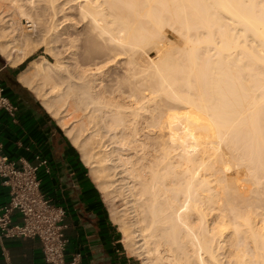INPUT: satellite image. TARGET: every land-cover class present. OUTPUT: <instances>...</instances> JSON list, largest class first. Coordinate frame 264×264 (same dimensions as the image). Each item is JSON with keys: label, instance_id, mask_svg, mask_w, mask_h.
I'll list each match as a JSON object with an SVG mask.
<instances>
[{"label": "bare ground", "instance_id": "1", "mask_svg": "<svg viewBox=\"0 0 264 264\" xmlns=\"http://www.w3.org/2000/svg\"><path fill=\"white\" fill-rule=\"evenodd\" d=\"M74 1L0 0L38 29L0 8V54L18 67L54 35L53 61L18 80L79 151L124 247L143 264H264V0H76L89 62L57 23Z\"/></svg>", "mask_w": 264, "mask_h": 264}, {"label": "crops", "instance_id": "2", "mask_svg": "<svg viewBox=\"0 0 264 264\" xmlns=\"http://www.w3.org/2000/svg\"><path fill=\"white\" fill-rule=\"evenodd\" d=\"M1 57L0 77L6 94L19 106L17 120L0 111L3 152L12 159L25 157L33 163L37 154L49 160L51 172L47 173L44 167L39 171L41 188L55 204L66 209L68 255L81 252L84 264H136L122 250L119 233L107 216L102 196L81 156L41 108L38 98L23 88L26 86L18 80L22 70L18 73ZM12 76L22 86L13 82ZM9 200L10 189L0 177V207ZM13 219L21 222L19 212H14ZM3 245L12 264H48L39 238H7ZM3 245L0 242V264H8Z\"/></svg>", "mask_w": 264, "mask_h": 264}, {"label": "built area", "instance_id": "3", "mask_svg": "<svg viewBox=\"0 0 264 264\" xmlns=\"http://www.w3.org/2000/svg\"><path fill=\"white\" fill-rule=\"evenodd\" d=\"M1 110L17 120L18 104L8 97L0 80ZM35 159L36 163L25 157L12 159L0 143V177L10 189V200L0 207V242L3 245L5 239L16 237L39 238L48 264H84L81 252L67 253L70 239L66 233V209L42 191L39 171L44 167L47 173L51 172L49 160L40 154ZM15 211L21 215V222L14 221ZM3 251L8 264H12L4 245Z\"/></svg>", "mask_w": 264, "mask_h": 264}, {"label": "rangeland", "instance_id": "4", "mask_svg": "<svg viewBox=\"0 0 264 264\" xmlns=\"http://www.w3.org/2000/svg\"><path fill=\"white\" fill-rule=\"evenodd\" d=\"M75 3L77 2L76 0L74 1ZM78 2H79V0H78ZM78 2L75 4V5H73L74 3H72V6H73V8L74 9H70V10H68V12H67V17L69 18L70 17V19H72L71 17H77V18H73L72 20H69V21H64V18L62 17H60V19H58V20H60L59 22H57V23H62V24H60V25H62V26H60L59 24H57V25H59L58 27H60L59 28V30L60 31H63L64 30V27L65 26H68V25H72L67 31H66V37L67 38H71V39H74L75 40V45L76 44H79V45H77V52H78V54L80 55V56H82L81 57V60H83V57H85V60H84V62H89V61H91V60H96V58L97 57H99L98 56V53L97 52H95L94 50H90V48H88L87 49V45H86V33H87V29H86V25H85V23L80 19V17L78 16V12L77 11H75L77 8H75L74 6H76L77 4H78ZM3 4V5H2ZM4 4H6V5H9V3L8 2H6V3H1V5H0V8H1V10H2V7H3V9H5V10H7L9 7H11V6H7L6 7V5H4ZM5 6V7H4ZM76 7H78V6H76ZM13 9V10H12ZM8 11L13 15L12 17L15 19V20H17V18H18V22L19 23H21V22H23L25 25H30L31 23L29 22H25V20H22L21 18H20V16L18 15V12L16 11V9L15 8H13V7H11L10 9H8ZM71 11V12H70ZM15 12V13H14ZM73 12V13H72ZM69 13H71V14H69ZM75 13V14H74ZM69 15V16H68ZM77 15V16H76ZM60 16V15H59ZM62 19V20H61ZM81 20V21H80ZM16 21V22H17ZM62 21V22H61ZM64 21V22H63ZM82 22V23H81ZM63 23L65 24V26L63 25ZM75 23V24H74ZM78 23V24H77ZM81 24V26H78V25H80ZM35 25V27H34V25ZM74 24V25H73ZM32 26H33V29L36 31V30H38V29H36L37 27H36V23H32L31 24ZM30 25V26H31ZM77 26V27H76ZM58 27H57V29H58ZM79 27V28H78ZM75 30H74V29ZM73 29V30H72ZM72 30V31H71ZM58 31V30H57ZM60 31H58V32H60ZM75 31V32H74ZM71 34V35H70ZM36 36H37V34H36ZM36 36H34V37H32L30 40H29V42H30V47H32L31 49H30V47L28 48V49H30V50H34L35 52L31 55V56H29L28 57V61L22 66V64L20 65V66H18V67H15V69L17 70V72L19 73L22 69L24 70L28 65H29V63L31 62V61H33V60H35V59H39V58H41V57H45V62H48V61H50V62H52L53 61V59H52V54H47V52H46V48L48 47V43H50V41H51V43H53L52 45L54 46L55 44H54V42H52V40L54 39V35L53 36H51L50 38L49 37H47V36H41V35H38L37 37ZM45 37H46V39H45ZM173 38L175 39V40H177V35H176V33H173ZM47 39H48V41H47ZM50 40V41H49ZM70 42H68V39H67V41L66 42H64V44H69ZM32 44V45H31ZM61 44H63L62 42L60 43V45ZM28 45V46H29ZM39 45V46H38ZM47 45V46H46ZM51 45V46H52ZM45 46H46V48H45ZM88 47H89V45H88ZM79 50V51H78ZM18 52H16L15 53V55L17 54ZM49 55H51V57L49 56ZM87 55V56H86ZM151 55H154V52H151ZM46 57H47V60H46ZM66 57H68V56H66ZM6 60V59H5ZM6 62H7V60H6ZM106 68H104L103 70L104 71H107V70H105ZM113 69V68H112ZM22 70V71H23ZM43 70V69H42ZM118 70H120V68H118ZM111 72H112V70H111ZM39 84V82H36V85H38ZM34 94V93H33ZM35 95V94H34ZM39 100V99H38ZM40 101V100H39ZM69 103V104H68ZM73 104V105H72ZM42 105V104H41ZM68 105V106H67ZM67 107L65 108L66 109V111H65V113L68 115V116H66L65 117V119H64V122L65 123H67L68 122V124L69 123H71L72 125H76V122L80 119V117L79 118H77V116H78V113L74 110L75 108V106H74V101H73V99H69L68 100V102H67ZM71 106H72V108H71ZM74 106V107H73ZM45 109V108H44ZM73 109V110H72ZM46 110V109H45ZM67 111L69 112V114L67 113ZM72 111V112H71ZM73 111H75V113L74 114H72L71 115V113H73ZM46 113L49 115V117L52 119V121L54 122V124L57 126V128L62 132V134H64V136L66 137V139L70 142V144L73 146V148L78 152V154L80 155V153H79V151L77 150V148L71 143V141H70V139L65 135V133H64V131H63V129L61 128L62 126L61 125H59V123H58V121H57V119H55V118H53L48 112H47V110H46ZM64 113V114H65ZM67 121V122H66ZM75 123V124H74ZM87 170H88V172H89V168L87 167ZM98 191H99V189H98ZM100 192V191H99ZM100 194H101V196H102V200H103V203H104V206H105V210H106V213H107V216H108V218H109V220L114 224V226L116 227V229H117V231H118V233H119V238L122 240V232L120 231V229H119V226H118V224H116L115 222H113L112 221V219L110 218L111 217V208H110V205H109V202L106 200V198L105 197H103L104 195L100 192ZM112 204H114V209H115V212L114 213H116V215L117 216H119L120 214H119V212H120V210L122 209V206H121V202L120 201H117V200H114L113 202H112ZM120 246H121V248H122V250H124V252L126 253V254H128L129 256H130V258L136 263V264H143V261H142V259H140V257L139 256H137V255H132L125 247H124V245H123V243H122V241H120Z\"/></svg>", "mask_w": 264, "mask_h": 264}, {"label": "trees", "instance_id": "5", "mask_svg": "<svg viewBox=\"0 0 264 264\" xmlns=\"http://www.w3.org/2000/svg\"><path fill=\"white\" fill-rule=\"evenodd\" d=\"M0 57H1V55H0ZM1 59L4 61L3 57H1ZM27 61H28V60H27ZM27 61H25V62L22 64V66H23ZM22 70H23V69H22ZM11 79H12L13 82H15V83L21 85L20 82L17 81L16 76H12ZM0 80L2 81L1 77H0ZM2 83H3V82H2ZM3 85H4V84H3ZM4 86H5V85H4ZM21 86H22V85H21ZM23 88H24L26 91H28V92H30L31 94H33V92H32L30 89H28V88H26V87H23ZM5 89H6V87H5ZM18 107H19V106H18ZM41 108H42L43 110H45L43 106H41Z\"/></svg>", "mask_w": 264, "mask_h": 264}]
</instances>
